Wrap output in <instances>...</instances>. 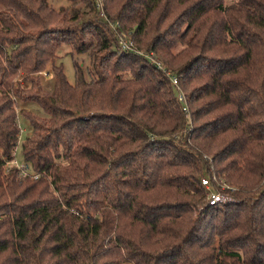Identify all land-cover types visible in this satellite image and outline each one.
I'll return each instance as SVG.
<instances>
[{
    "label": "trees",
    "instance_id": "obj_1",
    "mask_svg": "<svg viewBox=\"0 0 264 264\" xmlns=\"http://www.w3.org/2000/svg\"><path fill=\"white\" fill-rule=\"evenodd\" d=\"M70 1L0 0V264H264V0Z\"/></svg>",
    "mask_w": 264,
    "mask_h": 264
},
{
    "label": "rangeland",
    "instance_id": "obj_2",
    "mask_svg": "<svg viewBox=\"0 0 264 264\" xmlns=\"http://www.w3.org/2000/svg\"><path fill=\"white\" fill-rule=\"evenodd\" d=\"M48 4L57 10L60 8L69 7L71 5V1L70 0H48ZM56 56H57L56 66H59V65L62 66L64 75L66 76V79L69 84L73 85L75 82V74H74V68H73V62H72L73 60L76 61L77 64L80 65L84 71L89 67L88 55L87 54L77 55L75 51H73L70 47L62 46L57 51ZM50 70H51L50 67H46L42 72L37 74L38 84L42 92L51 93L53 91L54 78ZM18 82H20V84H23L22 78H19ZM17 108H18V111L24 110L42 119H46L48 117L47 114L35 102H32V101L18 102ZM17 123H18L20 134L18 138V144L12 153V158L15 157V161L19 165H21L22 164L21 152H20L21 144L30 135L31 128L28 125V123L25 121V119L21 117L20 115H18Z\"/></svg>",
    "mask_w": 264,
    "mask_h": 264
},
{
    "label": "built area",
    "instance_id": "obj_3",
    "mask_svg": "<svg viewBox=\"0 0 264 264\" xmlns=\"http://www.w3.org/2000/svg\"><path fill=\"white\" fill-rule=\"evenodd\" d=\"M99 4H100V0H98V5ZM119 47L122 51H129L130 49L135 51V49L132 48L131 45L126 43L122 38L119 39ZM136 53H139V52L136 51ZM151 61L153 62V60H151ZM156 65L159 69H161V66L159 63H157ZM170 81H171L172 85L175 87L176 99L181 106V110L183 111L184 114H187L188 109H187V105H186V100H185L183 93L178 88L177 78L175 76H171ZM12 167L15 168L16 170H18V177L19 178H24L26 176L32 175V174H30L29 167L23 163L21 165H19L15 161V157L12 158L11 161L6 162V165H5L6 171H9L10 168H12ZM32 178L37 179V176L32 175ZM220 182L221 181H218L215 177L209 178V177L203 176L200 179V184L204 189V196H205L204 202H205L206 206H215L217 204L230 201L229 197H226L225 195H223L219 191H216L213 189L212 183H215L218 187H220V190L229 189L228 187H225L224 185H222V183H220Z\"/></svg>",
    "mask_w": 264,
    "mask_h": 264
}]
</instances>
